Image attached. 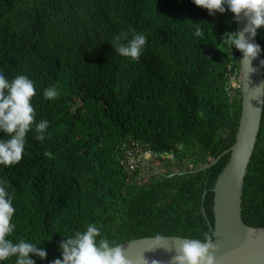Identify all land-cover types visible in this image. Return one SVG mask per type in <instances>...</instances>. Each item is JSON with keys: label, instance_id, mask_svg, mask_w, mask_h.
Wrapping results in <instances>:
<instances>
[{"label": "trees", "instance_id": "obj_1", "mask_svg": "<svg viewBox=\"0 0 264 264\" xmlns=\"http://www.w3.org/2000/svg\"><path fill=\"white\" fill-rule=\"evenodd\" d=\"M233 31L230 11L209 15L192 0H0V73L33 80L36 121L49 122L44 141L27 134L18 164L0 165L16 210L9 239L43 248L45 259L30 254L35 264L62 259L61 241L88 224L100 228L97 240L117 244L213 235L203 192L214 223L212 188L230 153L185 171L236 141L242 93L226 90V72L240 66V52L222 42ZM125 32L147 37L138 62L112 47ZM257 37L264 55V28ZM50 86L60 91L55 100L43 96ZM128 145L158 158L129 174L121 163ZM242 207L248 225L264 226V111Z\"/></svg>", "mask_w": 264, "mask_h": 264}, {"label": "clouds", "instance_id": "obj_2", "mask_svg": "<svg viewBox=\"0 0 264 264\" xmlns=\"http://www.w3.org/2000/svg\"><path fill=\"white\" fill-rule=\"evenodd\" d=\"M200 8L206 9L209 15L215 13L224 14L230 11L234 22L245 20L242 31L225 33L222 39L224 45L243 53L242 63H246L248 74L256 72L252 66L261 53L260 45L252 42L258 29L264 28V0H192ZM195 35L202 37L200 24H193ZM147 37L143 34H134L130 39L128 33H121L114 37L112 47L120 56L139 61L145 48ZM264 67V60L260 61ZM36 85L26 75H17L9 81L0 73V133L6 138L0 139V165L9 167L18 164L25 151L26 137L30 131L35 132L34 139L44 141L49 127L47 120L36 121V111L32 100L36 96ZM46 100H55L60 96L56 86H50L43 90ZM6 181H0V261H6L15 257V264H35L30 254L40 259L47 257V252L33 243L21 239L14 243L9 237L15 229L13 217V197L6 190ZM101 230L95 224H88L85 231H77L71 237L65 238L59 244L62 259L57 258L51 264H133L125 254L122 245L107 238H97ZM165 235L157 233L151 239L148 250L154 251L163 247L167 239ZM174 247L175 255L171 258V264H216L215 252L217 246L213 235L204 232L202 239H179ZM172 251L173 248H165ZM142 264H149L146 258H142ZM151 264H160L153 259Z\"/></svg>", "mask_w": 264, "mask_h": 264}, {"label": "water", "instance_id": "obj_3", "mask_svg": "<svg viewBox=\"0 0 264 264\" xmlns=\"http://www.w3.org/2000/svg\"><path fill=\"white\" fill-rule=\"evenodd\" d=\"M245 24V20L237 22V31H242ZM252 42L259 45L257 35ZM238 59L241 66L242 110L236 141L212 161L185 172L210 168L223 155L230 153L228 162L212 188L214 191V223L208 218L204 205L208 190L203 192L202 198V209L217 246L216 264H264V226L248 225L242 213L245 178L258 141L264 111V67L260 66L264 55L260 53L252 61V66L257 68V71L250 74H248L246 63L241 62L243 53H239ZM154 167L158 169L156 165ZM165 236L168 238L163 242V246L173 248L172 251L163 247L156 248L154 251L148 250L151 239L155 236L134 238L120 245L123 246L127 258L133 264H142L143 257L149 261V264L153 259L158 260L160 264H171V258L175 255L174 247L179 242L177 238H192L176 235Z\"/></svg>", "mask_w": 264, "mask_h": 264}, {"label": "built area", "instance_id": "obj_4", "mask_svg": "<svg viewBox=\"0 0 264 264\" xmlns=\"http://www.w3.org/2000/svg\"><path fill=\"white\" fill-rule=\"evenodd\" d=\"M227 73L229 76V84H228V91L229 93H234L236 90H239L241 88V83H239V67H237L233 62L228 66ZM234 80L232 81V79ZM237 82L238 86L234 85V83ZM163 157L173 158L172 153H163ZM124 157L122 158L121 163L126 167L128 173H134L135 169L138 168L140 165H146L150 163V158H153L154 160L158 156V153L153 152L151 149H145L141 146H126Z\"/></svg>", "mask_w": 264, "mask_h": 264}, {"label": "rangeland", "instance_id": "obj_5", "mask_svg": "<svg viewBox=\"0 0 264 264\" xmlns=\"http://www.w3.org/2000/svg\"><path fill=\"white\" fill-rule=\"evenodd\" d=\"M239 67H241V66H239ZM227 72H228V71H227ZM227 72H226V73H227ZM226 73H225V75H226ZM226 77H227V79H228L227 82H226V90L228 91L227 87H228V84H229V81H230L229 76H228V73H227V76H226ZM233 80H234V78L232 79V81H233ZM238 81H239V83H241V70H240V68H239V78H238ZM234 85L238 86V83L235 82ZM236 91H240V89H239V90H236ZM228 92H229V91H228ZM232 94H233V93H231L230 95H232ZM167 153H170V152H167ZM157 158H158V157H157ZM156 167H158V169H159V165H158V164L156 165ZM158 169H157V170H158ZM129 174H130V173H129Z\"/></svg>", "mask_w": 264, "mask_h": 264}]
</instances>
